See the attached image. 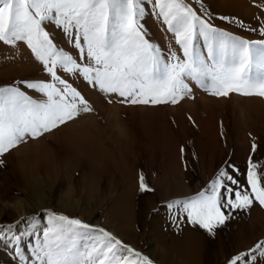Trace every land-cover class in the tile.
Segmentation results:
<instances>
[{"label": "snow or ice", "instance_id": "6c2138e0", "mask_svg": "<svg viewBox=\"0 0 264 264\" xmlns=\"http://www.w3.org/2000/svg\"><path fill=\"white\" fill-rule=\"evenodd\" d=\"M256 6L264 10V4ZM147 16L166 25L176 47L168 41L162 48L150 38L142 23ZM216 19L260 38L221 28ZM255 19L253 26L217 16L204 0H0V42L13 50L26 46L46 73L0 85V165L22 144L96 111L74 77L106 94L110 104L175 105L194 98L195 87L217 97H264V15ZM50 28L64 34L68 49L55 42ZM257 147L253 142L252 152ZM258 169L251 156L244 172L226 161L200 191L163 206L177 227L198 226L214 239L235 213L254 202L264 207V172ZM139 191H155L142 172ZM30 236L36 238L26 255L21 244ZM0 242L15 245L20 264H153L104 228L47 208L0 223ZM228 264H264V239Z\"/></svg>", "mask_w": 264, "mask_h": 264}, {"label": "rangeland", "instance_id": "374dc122", "mask_svg": "<svg viewBox=\"0 0 264 264\" xmlns=\"http://www.w3.org/2000/svg\"><path fill=\"white\" fill-rule=\"evenodd\" d=\"M238 1L240 4L235 6L232 0H204V3L217 16L236 17L256 26L255 17L264 15V10L256 5L264 4V0ZM193 7L198 5L194 3ZM142 23L150 38L162 48L168 41L176 47L166 25L154 16H147ZM215 24L249 39L260 38L219 19ZM49 30L56 43L66 49L70 47L61 31ZM45 77L26 46L13 50L0 42V85ZM73 84L96 111L82 114L68 125L7 154L5 164L0 165V223H14L22 216L51 209L104 228L135 251L147 255L153 264H184L180 255L161 243L163 237H170L162 226L171 227L172 233L189 227L208 240L214 249L205 264H228L232 255L264 239V207L255 202L249 210L235 213L225 227L216 229L214 239L198 226L184 223L177 227L163 206L169 199L200 191L226 161L244 172L251 156L254 162H259L258 170L264 172V97L238 93L217 97L195 87L194 98L186 97L175 105L110 104L106 94L83 79L74 77ZM253 142L258 145L255 152ZM141 172L154 192L139 191ZM125 197L131 202L135 221L133 228L123 229L122 234L116 230L118 226L109 211ZM42 199L44 207L40 205ZM21 201L29 211L22 216L14 206ZM159 216L161 222L154 223ZM46 226L45 218L40 227ZM24 228L26 225L18 231ZM35 238L25 237L22 241L26 255H30L29 245ZM0 264H20L15 245L0 242Z\"/></svg>", "mask_w": 264, "mask_h": 264}, {"label": "bare ground", "instance_id": "6f19581e", "mask_svg": "<svg viewBox=\"0 0 264 264\" xmlns=\"http://www.w3.org/2000/svg\"><path fill=\"white\" fill-rule=\"evenodd\" d=\"M239 2L240 1L238 0H232L233 5L240 4ZM257 100L258 99H256V102ZM127 198L128 197L120 199L115 205V207L114 206L111 207L109 211V215L112 221L118 226V229L116 230H118L119 233H122L123 229L125 230L126 228L129 229L133 228V224L135 221L134 211L131 210L132 209L131 202L127 200ZM42 202H44L43 199L42 201H40V205L44 207V205H42ZM14 206L18 208V211L21 214V216L24 213L29 212L27 211L28 208L25 207V204L22 201L21 203H16V205ZM160 219L161 216L157 217L156 221L153 222L154 223L157 221L161 222L162 219L161 220ZM169 225L171 226L172 224ZM161 228L165 232L168 231V233L167 232L166 233L170 235V237L167 238L165 237L166 239H164L163 237L164 241H162L160 238L161 243L167 245L173 253L180 255L184 264H205L207 257L213 254L214 248L212 247V245L209 244L208 240H205L202 236L197 235L196 233H194V231H191L189 227L184 228L183 232L181 230V232H175V233L174 232L172 233L170 231L171 227L162 226ZM129 233H131V230Z\"/></svg>", "mask_w": 264, "mask_h": 264}]
</instances>
